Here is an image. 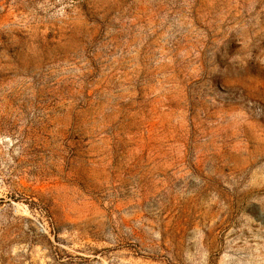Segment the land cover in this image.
Segmentation results:
<instances>
[{
  "label": "rangeland",
  "instance_id": "rangeland-1",
  "mask_svg": "<svg viewBox=\"0 0 264 264\" xmlns=\"http://www.w3.org/2000/svg\"><path fill=\"white\" fill-rule=\"evenodd\" d=\"M0 264H264V0H0Z\"/></svg>",
  "mask_w": 264,
  "mask_h": 264
}]
</instances>
